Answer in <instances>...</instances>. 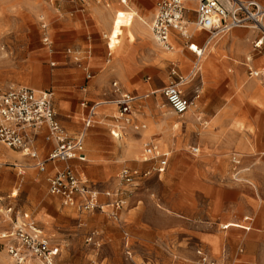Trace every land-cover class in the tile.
I'll list each match as a JSON object with an SVG mask.
<instances>
[{"label":"rangeland","instance_id":"1","mask_svg":"<svg viewBox=\"0 0 264 264\" xmlns=\"http://www.w3.org/2000/svg\"><path fill=\"white\" fill-rule=\"evenodd\" d=\"M57 1L0 0V95L11 86L26 87L37 91L53 93L56 113L89 112L81 107L83 101L89 102V107L98 106L96 109L98 116L101 115V112H109L105 118H102L105 120L104 122L99 121L97 117L94 118L92 126L87 131L84 145L86 162L83 164L79 162L71 163V166L81 174L83 179L95 185L100 184V186H105L108 182L116 180L115 178L123 167L145 172L139 166V160L140 158L142 160V157H139L138 160L129 159L123 162L107 158V154H110L109 152L114 151V153H119L132 139L138 138L130 129L126 130L125 136L120 141H115L111 136V130H114V127L118 125L115 120L118 116L117 97L113 94L112 87L115 82H120L128 91L141 96L150 94L152 91H158L155 96H151L144 106L142 105L141 107V112L145 116L143 121L147 125V132L145 134L148 139L158 138L161 132L172 130L173 135L177 138L189 137L190 144L188 148L190 149L195 145L198 146L202 131L215 134V129L211 126L212 116L219 112H229L228 110L230 109V112L234 113L230 117L225 118V124L227 123L231 126V130L225 132L226 136L231 139L237 138L238 135L244 137L255 152V154L251 155L252 158L264 156L263 106H261V110H257L256 112L257 129L249 127V114L252 110L248 105V93L246 90L248 85L255 81L250 79L247 66L245 80L234 90L230 80L233 75L231 69H226L224 72L225 76H222V73H220L219 75H215L214 78L208 79L204 71V63L210 58V50L207 52L205 57L199 61V65L203 66V86L201 99L196 108V113L202 115V121L198 124L202 131H197L191 135L186 134V127L187 123L190 122V118L186 117L184 120H181L173 115L161 93V90L170 83H179L177 78L172 75L173 67H177L179 73L187 77L184 80L185 85L191 81L192 75L190 76V72L192 64L190 63L187 72L184 71L185 66H180L182 63L188 61L183 46L175 45V52L173 53L177 54V58L171 62L169 67L167 66L163 69L159 78L151 79V81H148L150 75L147 71L144 75L142 71H136L133 66L131 68L127 67L126 70L124 68H116L125 55L126 45H132L136 40L134 28L138 26L145 27L150 32L149 27L157 12V7L152 14L151 6L142 0H128L127 6H123L121 0H117L118 7L117 10H114V13L112 12V19L113 17L114 19L108 33L95 34L82 20V28L80 29L82 33L76 41L77 46H70L59 51L60 35L56 20L58 14ZM74 1L79 4L83 3L80 0ZM113 4V0H107L104 6L99 7L109 12ZM81 9L79 7L78 10L74 11L76 19L80 16L82 17ZM48 11L53 17L49 18L47 16ZM72 11L70 10L67 14L70 16ZM133 11L137 16L133 17L132 28L125 31L121 26H124V23L122 24L120 19L116 20L115 14L119 13L120 18L122 16H131ZM140 19L145 20L148 23V27L141 23ZM187 21L192 39H199L202 33L194 26L195 20L189 21L187 19ZM42 25L48 26L47 33L53 44L52 50L43 43L44 31ZM220 39L218 40L220 41ZM72 42L73 40H71L70 44H73ZM183 42L186 44L185 40ZM217 42L212 41L211 49H213ZM200 43H204V41ZM89 48L92 51L91 57L84 58L81 66L72 63L70 59L64 56V53L68 56L67 50L69 49L85 54L84 50ZM161 51L164 52L163 50ZM109 53L112 55L111 57ZM96 62H98L97 67L92 66V63ZM52 63H55V66H52ZM68 70H75V72ZM125 72H132L131 78H119L120 73L124 74ZM25 73L30 74L31 80L29 82L18 80L17 76ZM100 76H103V79L95 83V79H98ZM88 77L90 79L92 77V79L89 80ZM153 81L155 85H153ZM143 86L146 88L144 91L141 89ZM196 86H198V82L194 81L190 86H183L181 89L185 91L184 88H187V93L193 96ZM259 86L262 88L260 84ZM237 96L241 97L240 103L235 101ZM154 101H157V104L155 108H152ZM62 104L67 106L66 110L62 109ZM136 111L139 112V110ZM147 117L151 121H148ZM78 119L80 127L77 131L83 128L82 119H84V116L82 113ZM168 121H171L169 125L166 123ZM151 122L162 125L163 131L160 133L154 131ZM100 124H103L102 126L105 127L104 131L106 132H100ZM177 124L179 126L174 129ZM110 142L117 144L118 151L117 148L113 150ZM0 149L1 153L7 152L11 156V159H0V200L8 203V197L12 193L16 194L17 198L12 202L16 206L15 214L17 217H19V213L29 214L32 220L28 223L39 227L50 243L59 248L60 253L56 258V264H154L149 259L150 253L145 250L146 246L138 242V226L143 222L150 227H152L153 223L169 222L170 218H167L166 215L192 224L200 223L198 220L191 222L178 216H172L166 212L160 198L162 195H168V190L164 189L163 185L165 176L162 178V181L152 176L142 179L139 181V187L136 189H131L124 185L120 186L122 190H128V193H124L125 206L122 214H120V223L115 224L107 215L97 211L80 214L76 209L65 207L60 198L54 197L49 193V180L55 175L46 178V180L38 179L40 171L34 167V164L27 165L22 163L23 158H19L18 161L17 159L15 160L16 156L21 157L22 154L16 151L13 152L1 145ZM40 149L38 147L40 158H47L50 152L41 156ZM165 153L170 152L167 151ZM236 154L242 158L243 163L245 160L247 165H245V168H249L250 166L248 165L252 162L249 161V154L241 151L233 153V155ZM98 157L99 159H96ZM49 165L51 164H48V168ZM62 166L61 169L64 168L63 164ZM115 166H118L117 169L108 175L107 179L101 178L104 168H115ZM12 169H16V175L12 176L9 174V172H13ZM19 173H21L20 176H18ZM248 175L249 172L243 173L241 181L236 182L232 179V169H230L226 181L233 184H243L249 188H253L252 185H255L262 192V188L251 181ZM195 184L192 179H189L185 182V185L182 182L178 183L175 190L179 191L180 195H183L185 191H191ZM118 185L119 182L116 180L115 187L113 188L118 187ZM97 188L101 191H106L103 188ZM258 199L264 200L261 194ZM101 200H105V198L100 197L99 201L101 202ZM202 204L206 205L205 200H203ZM165 213L166 215H164ZM245 217H249L250 221L241 223L238 219L236 221L235 216H233L232 221L229 222L242 225L244 236L248 234L256 235V241H254L253 249H250L249 254L254 256L253 260L241 259V256L248 255V248L243 242L238 245H228L226 242L224 245H221L216 254L211 253L209 248L200 242H196L187 246V249L192 252L189 259L184 261L179 259V250L177 249L176 259L173 258L170 261L171 257L167 251L161 250L166 254V258L163 261L155 262V264H264V229L255 228L253 216H243V218ZM227 223L215 220L212 222V227L215 229V232L224 233L223 235L228 232V239L231 240L234 237L232 234H229L231 229L227 231L222 229ZM6 229H8L7 224L0 213V235L5 234ZM91 234H96L99 241H101L99 242V246H93L88 243V240L86 241ZM126 234L131 235L132 238L134 251L132 259L124 253L122 239ZM8 245V240L0 238V264H18L9 253ZM176 247L178 248V245ZM199 252H202L203 256H200ZM25 264L40 263L33 260Z\"/></svg>","mask_w":264,"mask_h":264},{"label":"crops","instance_id":"2","mask_svg":"<svg viewBox=\"0 0 264 264\" xmlns=\"http://www.w3.org/2000/svg\"><path fill=\"white\" fill-rule=\"evenodd\" d=\"M114 4L112 9L107 12L106 10L100 8L99 6H104L105 4H98L96 2H89V3H82L79 4L74 0H58V14L56 16L57 26L59 31V51H62L64 48H69L77 46L76 41L82 31V20L83 23L90 27L92 32L95 34L106 32L108 33L111 29L113 19H112V12L117 10L118 3L117 0H113ZM144 3L151 6V13H154V10L158 6V3L161 0H142ZM186 5V18L189 21H193L196 19V10L198 6L197 0H184ZM255 1L264 6V0H250ZM128 0H126V4L122 3L123 6H127ZM81 9L82 17H78L76 19L75 10L78 8ZM72 8V9H71ZM60 9V10H59ZM70 10H73L71 13V17L67 14ZM122 12H130V11H122ZM134 13V11L132 12ZM117 14V13H116ZM116 20L120 19V22L127 23L132 26L133 24V17L136 16H122L119 18V13L116 15ZM47 16L49 18L53 17L52 14L48 11ZM123 26V25H121ZM192 26V25H191ZM123 28V27H122ZM132 27L123 28L125 31L130 30ZM150 29V27H149ZM201 32V36L199 39H192L186 40L180 36L178 32L171 33V44L173 46L172 51H165L160 48L156 42L154 41L151 32L147 28H142L140 26L134 28V33L136 40L132 45H126V52L123 56L121 63L119 64V68H124L126 70L127 67L131 68L134 67L136 71H142L145 75L146 71L150 75L148 81L151 79H157L161 76L162 71L165 67H169L171 62L177 58V54L175 52V45L183 46V49L186 51V56L188 61L182 63L180 66H185L184 71L187 72L190 67V63L192 64V70L190 72L192 84L194 81L198 82V86H196L194 95L191 96L187 90L184 88L185 96L193 102V105L188 113L184 116L180 117L175 115L172 110V114L175 115L177 118L184 120L186 117L190 118V122L187 123L186 127V134H192L195 132H201L202 129L198 126L201 123L202 118L200 113H196L197 106L199 104V100L201 99L202 95V86H203V66L201 67V71L198 75L195 73V65L197 62V56L194 52L189 49L190 45H194L199 49L203 50V57L207 54L210 50L209 56L210 58L205 61L204 63V71L206 76L209 78H214L215 75H219L222 73V76H225L224 72L226 69H231L233 73L232 78L230 79L233 85V88L239 87L240 84L245 80V72L247 67H251L256 71H264V46L260 51H256L254 49V44L258 40V33L253 32L247 29H235L229 34L225 36H220L217 38H211V35L208 32ZM221 38V39H220ZM222 40V42H220ZM71 40H73V44H70ZM183 40L186 41L184 44ZM204 43H200L203 42ZM212 41H218L217 44L211 49ZM188 49V50H187ZM163 50L164 52H162ZM86 53H81V58L84 61L88 56L91 57V49L84 50ZM168 53V54H167ZM135 54V55H134ZM111 54L109 53V56ZM64 56L72 61V59L68 56ZM112 56V55H111ZM62 59V58H59ZM250 59V61H249ZM73 63V62H72ZM185 64V65H183ZM98 62L92 63V66L97 67ZM247 66V67H246ZM122 70V69H120ZM65 71V70H64ZM70 72H75V70H68ZM122 72V71H121ZM132 73V72H131ZM130 72H125L124 74L120 73L119 78L129 79L131 78ZM179 73L177 67H173L172 75L177 78L178 84L181 81H184L187 77L181 75ZM163 76V75H162ZM18 80L23 82H29L31 80L30 74H20L17 76ZM165 79V77L163 76ZM89 80L91 79L88 77ZM103 79V76H100L98 79H95V83L100 82ZM88 80V81H89ZM255 82H251L246 92L248 93V105L252 112L249 114V127H253L257 129V117L256 112L257 110H261V106L264 107V87L260 80L251 79ZM122 90L128 94L136 96L138 98L137 101V112L136 118L130 126H125L123 129L119 130V136H114L113 133H117L115 129L118 126L114 127V130H111V136L115 141H120L125 136L126 130L130 129L133 133L138 136V138L132 139L125 147H123L119 153H114V151L109 152L107 154V158L115 159L120 162L125 160H138L140 158V165L141 168L145 171L148 169H152L157 166V162H143V150L147 143H154L157 148L158 152L162 155L168 156V166L164 174L157 175L153 174L152 177H156L159 181H162V178L165 176L164 181V189L168 190V195H162L160 198L162 200V204L166 209L168 214L170 213L172 216H178L184 218L188 221H195L198 220L200 223L192 224L188 223L183 220H178L177 218H171L170 216L166 217L170 218L169 222H158L153 223L152 227L148 226L144 222L138 226V242L141 245L146 246L145 250L150 253L149 259L155 264V262L163 261L166 258V254L161 250L167 251L170 255V261L176 257L177 249L179 250L178 256L181 260H187L191 257L192 252L187 249V246H190L192 243L200 242L202 245L209 248L210 252L216 254L220 249L221 245H224L226 242L228 245H238L242 242L248 248V255L241 256V259L245 260H253L254 256L249 255L250 249H253V244L256 241V235L248 234L244 236L242 229L244 230L242 225L237 223L229 222L232 221V217L235 216V220H239L241 223H245L243 220V216H253L254 223L253 225L255 228H263L264 229V200L258 199L260 194L261 197L264 198V156L261 158H252L251 155L255 154L253 147L246 142L244 137L238 135L237 138L231 139L230 137L226 136L227 131L231 130V126L229 124H225V118L230 117L234 112H219L212 116L211 122L212 127L215 129V134H209L205 131H202L200 134V139L198 142V146L188 148L189 137L188 138H177L173 135V131L169 130V132H161L162 125L151 122L154 131L161 132L164 134H160L158 138H147L145 134L147 132V125L144 123L145 116L144 113L141 112L142 105L146 103L151 96H155L158 91H152L150 94L147 95H139L134 92L128 91L120 82ZM155 85L154 81L152 82ZM188 83L184 85V87H188L191 84ZM262 86V88L259 86ZM177 85V83L173 82L170 83L168 86ZM166 86V87H168ZM165 87V88H166ZM161 90V93L165 89ZM143 91L146 89L144 86L141 88ZM196 92H199V98H195ZM114 94V90H113ZM116 96V95H115ZM117 97V96H116ZM162 97L165 99L162 93ZM166 101V99H165ZM237 103L241 102V97L237 96L235 99ZM86 102L83 101L82 104ZM157 102V101H156ZM155 101L153 102L152 108L156 107ZM89 103V102H88ZM81 104V107L85 109ZM167 104V101H166ZM62 109H67V106L64 104L61 105ZM170 108V107H169ZM102 110V109H101ZM100 110V111H101ZM59 113V115H58ZM57 117L60 121L61 125L72 135H77L82 132L84 128V119L83 121V128L79 131L78 128L80 127L79 116L82 115L86 116L88 112H58ZM107 113L109 112H101V115H96L97 119L101 122H104L102 118H105ZM144 116V118H143ZM95 117V118H96ZM103 120V121H102ZM116 120V118H115ZM148 121H151L150 118L147 117ZM198 123H197V122ZM171 121L166 122L168 125ZM227 122V121H226ZM197 123V124H196ZM222 123V124H221ZM99 130L100 132L104 131L103 124H100ZM179 125H175V128ZM183 126V125H182ZM170 129V128H169ZM173 129V128H171ZM47 133L46 129H43L40 138L37 143V149L41 146V156H44L48 152H52L54 150V145L50 143H46L44 141V136ZM111 147L113 150L117 148V144L110 142ZM1 146L7 148L6 146L0 144ZM122 147V145H121ZM198 148V152L194 153L192 149ZM11 150V149H9ZM142 150V154H141ZM13 151V150H12ZM118 151V148H117ZM169 151L170 153H165ZM243 152L249 154L250 158L248 166L249 168H245V160L243 163L242 158L236 154L241 160V169L244 173L249 172V178L251 181L257 184L262 188L261 190L257 189L255 185H252L253 188H249L243 184H233L228 183L226 181L230 169L233 168L232 164V156L233 153L236 152ZM14 152V151H13ZM234 156V155H233ZM11 159L9 153H1L0 149V159ZM22 159V163L24 164H33L34 162L29 160L28 158L24 157H15V160ZM96 159H99L96 158ZM77 162V161H75ZM80 163V162H79ZM21 164V163H20ZM83 164V163H82ZM52 165V166H51ZM47 167L45 172H40L38 175V179L46 180V178L54 176L56 172L61 169L62 163H53ZM51 166V167H50ZM247 166V165H246ZM118 166L115 168H104V172L102 174L103 179H107L110 175L117 169ZM129 167H123L122 170ZM134 169V168H131ZM13 172H9L10 175H16V169H12ZM21 173L18 174L20 176ZM118 174V175H119ZM0 175H1V167H0ZM118 177V176H117ZM117 177L115 178L117 180ZM193 180L196 184L191 189V191H185L183 195H180L179 191L175 190V187L178 183L185 185L187 180ZM116 180H112L108 182L105 186H100V184L93 185L100 187L103 190H111L114 189ZM55 197V196H54ZM16 194L12 193L8 197V203L3 202L0 200V213H4L5 210L9 207H12L15 211L16 206L13 205V200H15ZM1 199V198H0ZM203 200H205L206 205L204 206ZM107 203L108 200H101V203ZM204 206V207H203ZM72 209V208H69ZM3 211V212H2ZM122 214V213H121ZM15 216H17L15 214ZM19 223H28L31 222L32 218L29 217V214L19 213V217L17 218ZM215 220H220L222 222H228L223 227H227L231 229L229 234H232L234 237L231 240L228 239V232L225 235L220 234L219 232H215V229L212 227V222ZM117 224L116 222H114ZM7 228L5 231L11 230V224L8 222ZM123 226V225H122ZM39 228V227H37ZM40 229V228H39ZM41 230V229H40ZM42 231V230H41ZM225 231V230H224ZM43 232V231H42ZM44 234V233H43ZM228 240V241H227ZM87 241V239H86ZM99 239L96 237L95 245L99 246ZM123 248L124 253L132 259L133 257V244L131 235H124L123 239ZM178 245V248L176 247ZM176 259V258H175ZM57 260V259H56ZM100 264V263H99Z\"/></svg>","mask_w":264,"mask_h":264},{"label":"built area","instance_id":"3","mask_svg":"<svg viewBox=\"0 0 264 264\" xmlns=\"http://www.w3.org/2000/svg\"><path fill=\"white\" fill-rule=\"evenodd\" d=\"M46 1V0H42ZM83 3L96 2L105 4L107 0H80ZM196 19L194 26L198 31L208 32L211 38L225 36L235 29H250L258 33V40L254 49L260 51L264 46V6L255 1L244 0H197ZM125 4L126 0H122ZM186 5L184 0H161L157 12L150 26V32L156 44L165 51H172L171 33L178 32L181 37L191 40L186 18ZM44 36L43 43L52 50V41L47 33L48 26L42 25ZM189 49L197 56L195 73L201 71L199 61L204 53L202 49L190 45ZM67 55L72 62L81 66L83 60L77 50H67ZM250 61V59H249ZM55 66V63L51 64ZM250 79L260 80L264 87V71H256L248 67ZM184 81L171 85L163 90L167 105L177 116L188 113L193 102L188 99L184 91ZM117 96L118 124L113 133L119 136V130L130 126L136 118L138 98L124 92L117 82L112 85ZM195 98H199L196 92ZM82 106L89 112L84 118V128L77 135L70 134L57 118L54 94L51 92L37 91L26 87L11 86L0 95V144L19 152L24 157L33 161L34 167L40 172H45L48 164L62 163L64 168L58 171L49 180V193L60 198L67 208L76 209L80 214L101 212L116 223H120V214L125 206V194L121 185L136 189L139 181L151 177L154 173L162 175L168 166V156L158 152L154 143H147L143 149V162H157V166L149 171L142 172L138 169L125 168L117 177L118 187L112 190L101 191L71 166L72 162H86L84 154L85 138L88 129L96 117L98 106L89 107L88 102ZM43 129L47 130L44 141L54 145V150L45 159L40 158L37 143ZM194 153L198 148L192 149ZM232 179L240 182L244 171L238 156H232ZM100 197L108 200L101 203ZM3 212V211H2ZM5 223L11 224V230L0 235L1 239L9 241V253L18 264H25L33 260L40 264H56L60 250L53 246L49 239L32 223L18 221L15 211L9 207L2 213ZM244 222L250 218L245 217ZM226 230L227 227H223ZM96 234L88 236L89 244L95 245ZM203 256L202 252L198 253Z\"/></svg>","mask_w":264,"mask_h":264},{"label":"bare ground","instance_id":"4","mask_svg":"<svg viewBox=\"0 0 264 264\" xmlns=\"http://www.w3.org/2000/svg\"><path fill=\"white\" fill-rule=\"evenodd\" d=\"M125 4H126V3H125ZM131 16L133 17V16H137V15H136L135 13H133ZM140 22L143 23L145 26L148 27V23H147L145 20L140 19ZM122 27H123V28H128V27H131V25H129V24H127V23H124V26H122ZM110 57H111V55H110Z\"/></svg>","mask_w":264,"mask_h":264}]
</instances>
